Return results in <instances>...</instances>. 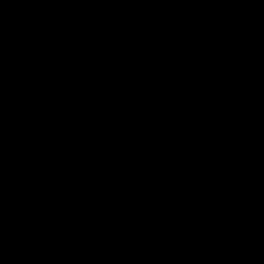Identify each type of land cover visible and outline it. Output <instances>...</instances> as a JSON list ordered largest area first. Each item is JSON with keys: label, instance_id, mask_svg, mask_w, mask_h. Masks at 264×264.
I'll return each mask as SVG.
<instances>
[{"label": "water", "instance_id": "1", "mask_svg": "<svg viewBox=\"0 0 264 264\" xmlns=\"http://www.w3.org/2000/svg\"><path fill=\"white\" fill-rule=\"evenodd\" d=\"M0 264H264V0H0Z\"/></svg>", "mask_w": 264, "mask_h": 264}]
</instances>
